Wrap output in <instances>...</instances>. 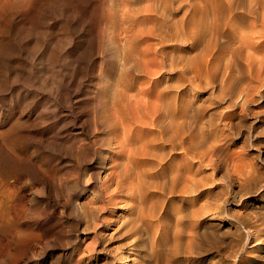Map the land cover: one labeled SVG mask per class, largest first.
I'll use <instances>...</instances> for the list:
<instances>
[{
    "label": "rangeland",
    "instance_id": "obj_1",
    "mask_svg": "<svg viewBox=\"0 0 264 264\" xmlns=\"http://www.w3.org/2000/svg\"><path fill=\"white\" fill-rule=\"evenodd\" d=\"M199 1L202 2V0ZM112 2L113 0H0V193L6 190L11 197L17 196L22 199L25 207L24 219L30 220L35 225L34 235L29 244L22 245L17 252L14 245L13 248L7 246L6 239L2 241L3 243L0 241V264H75L82 257L76 264L120 263L122 257L119 251L124 241L120 239L111 241L109 237L110 233L115 231L114 227L123 221L121 216L130 209L133 201L128 200L125 195H120L122 198L115 205L110 204L105 208L106 213L103 210L94 211L95 206L101 203L96 197L99 190L97 176L106 172L103 162L105 158L98 155V145L94 142L103 135V127L99 126L97 116L101 113L108 96L114 95V92L117 93V87L122 86L119 77L125 71V66L121 64L122 55L119 57L120 55L117 54L121 48L119 50V45L115 44V46L110 39L112 18L111 13L107 12L111 11ZM187 6L185 2L177 12L173 11L172 19L182 16L189 7ZM191 8L189 7V10ZM239 15L238 13L229 23V29L221 31L217 41L209 46L212 50L211 68L216 70V73H211L210 78L208 75L206 78L205 75L201 76L202 79L198 83V76L190 69V73L189 71H187L188 74L184 73L183 77H186L183 79L186 80L188 76H192L193 80L196 78L194 86H190L189 81L186 80L182 83L183 86L181 84L175 88L177 83L183 80L178 82V78L175 79L180 76L181 71H166L159 77L161 78L159 83L164 85L166 84L164 82H171L170 87L167 88L168 91L178 95H189L193 106L203 104L200 121L206 126L226 130L222 138L226 139V144L236 145L237 149L236 153L229 156V166L231 167L232 159H235L237 165L233 166L235 169L240 168L236 174L241 178L243 177L241 173L248 170L250 162H256L258 166L264 164L260 161V158H264V25L262 26L264 19L258 18V27L256 26L255 31H252L250 24L252 18ZM153 17L159 18L158 14H154ZM245 30L247 33L250 32L247 34ZM188 42H182L181 53L183 56L187 54L197 58L200 51L190 48L191 51L184 50ZM111 46H115L114 49ZM116 50L118 52L115 55ZM120 52L119 54H122V50ZM229 54L231 57L228 56ZM219 65L220 68H218ZM143 75H138V80L142 78L145 80H140V83L137 80L129 89L130 95L134 93L143 95V90H140V94L136 92L139 91L140 85H143L142 88L140 86L141 89L147 87L144 91H151V93L148 92L149 95L153 94L152 89H149L151 87L148 86L150 85L147 82L148 76L144 75V78ZM119 83L121 86L118 85ZM207 85L210 86L207 87ZM114 86H117V89ZM245 94L248 95L249 100L241 104L243 97L239 99L238 95ZM227 112L231 115L223 120L221 113ZM230 129L240 131V137L231 135L227 137ZM116 149L120 150V148L113 150ZM109 154L112 155V152ZM117 154H120L119 151ZM120 158L126 159L124 154ZM241 162H244V165ZM200 170L198 176L201 177L213 176L217 180L223 175L222 169L214 170L203 166ZM12 178L16 181L10 186L9 180ZM259 182L258 185L264 183V176ZM2 186L5 187L2 188ZM232 189L233 186H231ZM150 190L148 195L151 197L153 191ZM153 194L157 196V199ZM153 194L152 198L147 196L149 199L147 198L148 202L146 201L145 206L149 208L152 204L158 205L155 206L158 210V218L161 217V222L160 219L158 222L159 230L163 232L165 230L162 239L166 237L161 244L164 249L158 247L161 251L153 252L150 247H147L148 249L141 253L142 261L129 264H142V262L143 264H161L162 262V264L172 262V264H220L221 261H218V258L223 251H220V247H225L231 242L230 240L235 239L236 226L226 223L215 214H205L204 221L206 220L207 223H201L199 226V232L202 230L204 233L202 232V235L201 232L196 233L198 236L192 233V241H196L192 246L194 245L195 248L188 250L185 248L188 242L186 243L183 237L185 236L187 240L190 237L187 228L188 224H191L189 221H191L192 206L182 201L180 193H174L168 197L161 196L158 191H154ZM153 198L158 202L159 199L163 200L164 204L155 202ZM248 198L253 204L262 201L259 198ZM199 202L202 201H198L197 205H200ZM88 208L90 210H87ZM84 210L87 212L85 213ZM88 213L93 215V218ZM102 215L107 216V221L101 219ZM166 215L170 220L166 218ZM178 217L179 219L175 220ZM91 219L96 222V225ZM162 219L169 224L165 221L164 223ZM185 227L186 230H184ZM213 229L218 234L221 233L219 238L216 237L218 234ZM227 230L230 232L227 233ZM98 232L102 237H99ZM173 232L174 240H172ZM207 232L212 233L211 235L217 239L209 236L210 233ZM203 237L206 239L203 240ZM207 237L209 240L206 243ZM167 238L169 241L166 240ZM176 238L181 241L180 249L185 248L181 250L183 255L175 250ZM199 239L202 241L200 242ZM222 240H226L225 244ZM89 244H93V249L88 248ZM165 244L167 246L164 247ZM108 245L110 248L106 249ZM199 247L206 251L199 250ZM146 251H150L151 254ZM195 251L202 252L196 255ZM163 254H166L165 257Z\"/></svg>",
    "mask_w": 264,
    "mask_h": 264
},
{
    "label": "bare ground",
    "instance_id": "obj_2",
    "mask_svg": "<svg viewBox=\"0 0 264 264\" xmlns=\"http://www.w3.org/2000/svg\"><path fill=\"white\" fill-rule=\"evenodd\" d=\"M192 1L193 0H113V7L110 12H107L111 13L112 18L110 20V39H112L114 45H119V50L120 48L122 50V54H119L121 50L119 52L117 50L114 52L115 55L118 52L117 54L120 55L119 57L122 55V62H120L125 66V71H123L119 77L122 86L120 83L118 84L121 86L120 88L114 86V88H118V91L116 90L117 93L114 92V95L112 94L108 96L109 98L104 103L105 105L101 113L97 116L99 126L103 127V135L94 142L98 145V155L105 158V160L103 159V162L104 167H106L104 171L106 172L97 176L98 181L96 178L97 183H99V190L96 197L99 198L101 203L95 206L94 211L100 210L101 212V210H103L104 213H106L105 208L110 204H112L111 206L115 205V203L122 198H120V195H125L128 200L131 199V201H133V203H129L130 209L125 215L121 216L123 217V221L114 227L116 232H111L109 237L111 241L114 239L124 241L119 251L120 257H122L119 264H129L130 262L142 261L143 254L141 255V253L145 251L147 247H150L153 252L157 251L159 249L158 247H161L163 240L166 238L162 239L165 235H163L165 230L164 232L159 230L158 222L159 219L161 222V217L158 218L157 215L158 210L156 206L158 205L155 204V206L152 204L155 199H157V196L153 194L154 191L160 192L161 196L167 195V197L174 193H180L182 201L192 206L190 209L191 219L189 218L191 220L189 223L191 224L187 223L189 225V227L187 226V229H189L188 235H190V237H188V240L184 238L185 236L183 237L186 243L188 242L187 246L185 245V248H188V250L192 249L194 247L192 244L196 242L195 239V242L192 241V233L200 234L201 232L202 235V232L204 233V231L201 230L199 232V226L201 223H207L206 220L204 221L205 214L212 213L217 217L219 216L220 219H223L226 223L236 226V229L234 230L237 236L235 239L230 237V239H232L230 240L231 242L225 245V247H220V251H223H221V257L218 258V261H221L222 264H264V202H262L264 201V183L258 185V183H260L259 181L264 176V164L258 166L256 165V162H250L248 170L246 169L247 171L241 173L243 177H238L236 172L240 168H234V166L237 165L235 164V159H232L231 167L229 166V156L236 153L237 149L236 145L226 144V139L222 138V134H224L226 130H220L213 126H206L204 122L200 121V111L203 104L201 105L199 103L200 105L193 106L189 95H178V93H171L172 91H168L167 88L170 87L169 83L171 82H164L166 83L164 85L159 83L161 79L159 77H161L164 72H175V70H177V72L181 71L179 72V74L181 73L180 76L175 78H178V82L186 77H183L184 73L188 74L187 71L190 73V69L195 72L196 76H198V83L204 75L205 78L207 75L208 78H210L211 73H216V70L214 71L211 68L212 50L209 46L214 44V41H217V36L221 31L229 29V23L233 21L238 13L240 14L239 16H248L252 18L250 21L251 30L255 31L258 22L257 19L260 17L264 19V0H226L227 2L223 0H202V2L199 0H197V2L196 0L195 2ZM185 2L189 7H192V10H189V7L187 6L188 8L186 10L184 9L185 12H182L183 15L181 13L182 16L172 19V15L174 16L173 11L176 10L177 12L178 9H181L182 6H184ZM198 3L200 6L197 7V5H199ZM104 8L105 7H103V9ZM152 13L153 15L158 14L159 18H154L153 15H151ZM263 25L264 20L262 21V26ZM260 29L262 31L263 27ZM246 31L247 30H245V32ZM186 41L189 42L184 50L190 48L191 50L195 49L198 50V52L200 51L197 58L187 56V54L186 56H183L181 53L183 50L181 48L183 45L182 42ZM241 41L239 43H241ZM206 45H208V47H206ZM230 52L232 53V51ZM228 56L231 57L230 54ZM234 66H236V64ZM218 68H220V65ZM140 74L148 76L147 82L148 84L150 83L148 86L151 87L148 88L152 89L154 95L148 94L150 90L144 91L147 90V87L141 89L143 85H140L141 88L139 86V91H136L140 94L143 90V95H136L135 93L134 95H130L129 89L135 85V82L139 78L138 75ZM212 75L214 76V74ZM191 77L188 76V79L186 78V80L189 81L190 86H194L196 78L193 80L194 78L192 79ZM142 79L138 80L139 83ZM144 80L145 79H143V81ZM186 80L183 79L179 84L177 81H173L175 84L177 83L175 88L177 86L179 87ZM209 81L210 80H208V82ZM209 86L207 85V87ZM135 90H137V88ZM149 93H151V91ZM238 96L239 99L241 96L243 97L241 104H244L249 100L248 95L246 94ZM237 102L239 103V100ZM221 115L224 120L228 115L230 116L231 113H221ZM240 134V131L230 129V132H228L226 136L228 137L231 135L233 137H240ZM243 145L245 144L243 143ZM115 148H120V150L116 149L114 151L113 149ZM117 151H119L120 154H117ZM110 152H112V155L109 154ZM122 154L125 155L126 159L122 160L120 158ZM260 161H262L261 163H264V158H260ZM203 166L204 168H211L214 170L222 169L223 175L217 180L216 177L214 178L213 176H198L201 172L200 169ZM15 181L16 179L12 178L9 180V185L11 186ZM231 186H233L232 190ZM3 187L5 186H2V188ZM150 189H152V194L155 199L153 198L154 201L151 202L152 205L148 208V206L145 205H147L146 201L148 198L147 196H149V191H151ZM12 192L14 193L13 190ZM152 194L151 197L149 196L150 198H152ZM248 197L259 198L262 199V201L261 203L253 204L252 200ZM160 198L162 199V197ZM161 199L159 200L161 201ZM21 200L22 199L17 196L11 197L6 190L1 191L0 193V241L3 243V240L6 239L7 246L12 247L14 245L16 252L22 245L29 244L31 237L34 235L35 226L30 220L24 219L23 213L25 212V207ZM160 201L158 202L157 200L155 202L163 203V200ZM198 201H202L201 203L199 202V206L197 205ZM145 207H147L148 210L147 208L145 210ZM87 210L90 209L88 208ZM166 211L168 210L166 209ZM181 211L183 210L181 209ZM88 214L91 215L90 213ZM91 216L93 218V215ZM179 217L175 220L179 219ZM166 218L170 220L168 216ZM182 218L180 219L181 222ZM101 219L107 221V216L102 215ZM162 221L164 222L165 219H162ZM92 222L96 225L95 221ZM167 223L168 222H166V224ZM173 225L171 226L173 227ZM171 230H173V228ZM184 230H186V227ZM214 231L216 232V230ZM215 232L213 234H215ZM229 232L227 230V233ZM182 233H184V231ZM197 234L196 236H198ZM211 234L212 233H210L209 236H212ZM220 234L215 236L219 238ZM98 235L99 237H102L100 232H98ZM174 238L175 236L172 240H174ZM168 239L169 238L166 240ZM176 239L175 250L177 253H180L184 247L180 249L179 242L181 241H179L178 238ZM205 239L206 238L203 240ZM93 240L96 242L95 239ZM208 240L207 237L206 243ZM201 241L202 240H200V242ZM225 241H223V243ZM172 242L174 243V241ZM92 245L93 244L87 246L88 248L91 247L90 249H93ZM165 246L167 245L165 244L164 247ZM200 246H202L201 243ZM217 247L219 248V246ZM108 248H110V245L106 247V249ZM162 248L163 247H161V249ZM218 248L216 249L219 250ZM201 249L206 251L204 248ZM201 249L199 247V250ZM197 250L198 249H196V251ZM196 251L194 254L197 253ZM220 251L218 253H220ZM146 252L148 253L150 251ZM182 252L181 254L183 255ZM201 252L197 254H200ZM186 254L188 255V252H186ZM165 255L163 257H165ZM123 257H125V260H123ZM129 259H131V261H129ZM188 259L190 258L188 257ZM212 261L214 262V260Z\"/></svg>",
    "mask_w": 264,
    "mask_h": 264
}]
</instances>
